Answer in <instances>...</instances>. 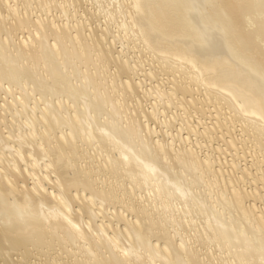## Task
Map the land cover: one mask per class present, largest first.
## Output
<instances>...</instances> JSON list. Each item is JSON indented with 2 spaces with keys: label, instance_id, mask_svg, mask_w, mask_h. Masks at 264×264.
I'll use <instances>...</instances> for the list:
<instances>
[{
  "label": "bare ground",
  "instance_id": "obj_1",
  "mask_svg": "<svg viewBox=\"0 0 264 264\" xmlns=\"http://www.w3.org/2000/svg\"><path fill=\"white\" fill-rule=\"evenodd\" d=\"M249 142L264 0H0V264H264Z\"/></svg>",
  "mask_w": 264,
  "mask_h": 264
},
{
  "label": "rangeland",
  "instance_id": "obj_2",
  "mask_svg": "<svg viewBox=\"0 0 264 264\" xmlns=\"http://www.w3.org/2000/svg\"><path fill=\"white\" fill-rule=\"evenodd\" d=\"M250 142L247 144V146L249 147L250 146V148H249V150L251 151V150H253V149H255L256 147H254V146H252L253 144H250ZM247 147V148H248ZM253 148V149H252ZM260 150V151H259ZM259 150H257V149H255V151L254 152H257L259 155L261 154L262 156H264V147L263 148H261V149H259ZM263 150V151H262ZM263 153V154H262ZM260 155V156H261ZM249 160V159H248Z\"/></svg>",
  "mask_w": 264,
  "mask_h": 264
}]
</instances>
